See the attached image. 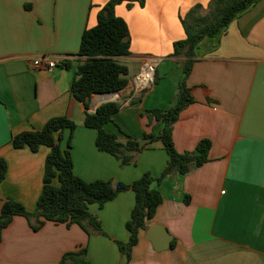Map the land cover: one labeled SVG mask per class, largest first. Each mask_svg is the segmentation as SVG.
<instances>
[{
	"label": "crops",
	"instance_id": "0c3cea01",
	"mask_svg": "<svg viewBox=\"0 0 264 264\" xmlns=\"http://www.w3.org/2000/svg\"><path fill=\"white\" fill-rule=\"evenodd\" d=\"M107 1L0 0V158L7 163L0 211L8 198L35 210L50 148H16L12 136L41 129L52 117L67 116L76 123L74 131H64L61 145L70 149L74 172L85 181L132 183L144 173L157 177L166 166L168 155L159 140L126 165L99 150L97 130L85 126L86 108L71 93L84 59L78 55L83 32L97 24ZM144 1L143 6L134 1L131 7L123 2L115 8L130 32V53L118 58L128 67V86L112 96L94 94L89 108L95 112L111 98L122 103L105 125L122 142L127 134L144 143L145 133L161 129L145 112L166 110L176 102L185 57L172 53L173 43L186 37L181 18L196 4L205 14L211 0ZM195 52L186 80L195 102L174 124L173 140L184 152L208 138L209 159L187 174L173 173L154 184L163 201L140 231L130 259L118 242L130 236L131 189L103 206L90 205L104 234L52 221L35 231L24 216L15 215L0 232V264H59L65 253L80 248L92 264H264V0L242 12L222 34L204 38ZM44 55L60 64L51 71L35 67L33 60ZM150 60L158 61L157 80L138 100L134 79ZM154 224L172 235L168 249L158 251L146 238Z\"/></svg>",
	"mask_w": 264,
	"mask_h": 264
},
{
	"label": "trees",
	"instance_id": "16d2710c",
	"mask_svg": "<svg viewBox=\"0 0 264 264\" xmlns=\"http://www.w3.org/2000/svg\"><path fill=\"white\" fill-rule=\"evenodd\" d=\"M134 1H138L141 6L145 3L144 0H108L98 12L97 24L85 29L78 52V55L84 59L77 66L71 84V93L86 108L85 126L97 130L96 146L99 150L114 155L126 165L131 163L134 154L145 149L148 143L159 140L168 155L162 173L157 177L144 173L132 183H114L104 179L85 181L74 172L70 149L61 145L64 131H74L76 123L67 116L52 117L41 129L27 130L12 136V144L16 148L28 146L32 151H37L45 145L50 148V152L45 160L43 188L35 210L29 211L15 199H6L0 211V232L11 223L15 215H21L28 220L35 231L47 221H52L67 226L78 224L88 233L104 234L100 220L90 211V205L97 203L103 206L120 192L131 189L135 193V204L131 217L126 223L130 236L126 243L118 242L122 253L130 259L140 231L147 229V222L154 217L163 201L161 190L154 184H160L173 173L187 174L194 167H199L208 161L211 148V141L208 138L201 139L194 150L184 152L176 149L173 140L174 124L181 112L195 102L191 89L186 83L196 61L195 51L204 38L215 37L225 32L236 17L260 0H211L207 15H202L200 12L203 8L202 4H196L188 11L185 18H181L186 37L173 43L172 56L185 57L184 75L173 106L166 110L153 108L145 112V115L157 120L162 127L158 133L155 131L145 133L144 143L127 134V140L122 142L117 134L105 129V125L112 120L113 114L122 107L121 102H105L99 105L95 112L89 111L91 98L95 93L120 91L129 84L128 67L118 58L130 53V32L128 23L116 14L115 8L123 2H127L131 7ZM64 65L69 67L70 62L66 61ZM142 94L143 91L138 100ZM6 171L7 163L5 159L0 158V181L4 179ZM59 264L92 263L87 258L86 249L80 248L65 253Z\"/></svg>",
	"mask_w": 264,
	"mask_h": 264
},
{
	"label": "built area",
	"instance_id": "2783aa9c",
	"mask_svg": "<svg viewBox=\"0 0 264 264\" xmlns=\"http://www.w3.org/2000/svg\"><path fill=\"white\" fill-rule=\"evenodd\" d=\"M58 64H60L59 60L47 55L37 57L33 60V65L35 67H44L49 71L53 70ZM157 65L158 61L156 60H150L145 64L144 68L135 76V90L141 92L154 85Z\"/></svg>",
	"mask_w": 264,
	"mask_h": 264
},
{
	"label": "water",
	"instance_id": "95a60500",
	"mask_svg": "<svg viewBox=\"0 0 264 264\" xmlns=\"http://www.w3.org/2000/svg\"><path fill=\"white\" fill-rule=\"evenodd\" d=\"M117 92L118 91L98 92L95 93V95H106ZM109 101H116V99L102 100L100 104ZM146 238L151 241L154 248L158 251L168 249L171 246V241L173 239L172 235H170L168 230L159 224H154L149 228V230L147 231Z\"/></svg>",
	"mask_w": 264,
	"mask_h": 264
},
{
	"label": "rangeland",
	"instance_id": "374dc122",
	"mask_svg": "<svg viewBox=\"0 0 264 264\" xmlns=\"http://www.w3.org/2000/svg\"><path fill=\"white\" fill-rule=\"evenodd\" d=\"M208 12H209V10H208ZM208 12H206V13L204 12L205 14H202V15H207ZM187 14H188V12L186 13V15L183 16V18H185V17L187 16ZM182 62H183V61H182ZM176 70H177V69H176ZM181 70H182V68H181ZM139 93H141V92H139ZM116 97H117V99H118V96H116Z\"/></svg>",
	"mask_w": 264,
	"mask_h": 264
},
{
	"label": "bare ground",
	"instance_id": "6f19581e",
	"mask_svg": "<svg viewBox=\"0 0 264 264\" xmlns=\"http://www.w3.org/2000/svg\"><path fill=\"white\" fill-rule=\"evenodd\" d=\"M106 95H109V94H106ZM97 96H100V95H97ZM97 96H96V98L99 99V100H101V99H105V98L107 97V96H105L104 98H102V97H97ZM111 96H112V94H111ZM111 99H112V98H111Z\"/></svg>",
	"mask_w": 264,
	"mask_h": 264
}]
</instances>
